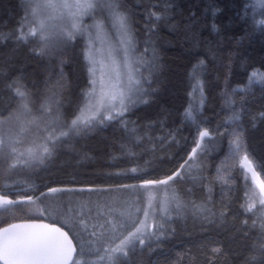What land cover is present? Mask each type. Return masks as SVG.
<instances>
[{
    "label": "trees",
    "instance_id": "16d2710c",
    "mask_svg": "<svg viewBox=\"0 0 264 264\" xmlns=\"http://www.w3.org/2000/svg\"><path fill=\"white\" fill-rule=\"evenodd\" d=\"M116 1L142 59L147 102L115 120L81 125L78 134L60 137L79 115L92 86L88 38L75 33L42 53L39 31L28 35L29 29L38 30L30 26V0H0V117L27 106L31 115L42 116L49 108L63 120L59 142L43 165L24 168L17 179L5 175L6 167L0 165V195L35 193L32 202L0 204V227L21 219H48L46 212L44 217L29 212L35 196L48 186L117 188L139 184L137 177L145 173L164 179L179 171L173 180L179 187L185 183L179 193L188 205L201 207L167 220L170 230L159 239L129 246L127 256L114 255L115 264H264V209L252 200L254 179L240 159V154L248 155L264 179V80H251L253 70L264 76V26L258 24L264 10L253 0ZM153 55L157 67L150 73L144 61ZM14 83L25 96L16 93ZM189 110L194 120L187 118ZM204 128L210 136L202 139L203 151L189 160ZM217 128L225 134L212 135ZM234 129L242 130L236 155L230 144ZM17 198L22 195L7 196ZM249 205L254 207L246 212ZM153 232L159 235L157 229Z\"/></svg>",
    "mask_w": 264,
    "mask_h": 264
},
{
    "label": "snow or ice",
    "instance_id": "6c2138e0",
    "mask_svg": "<svg viewBox=\"0 0 264 264\" xmlns=\"http://www.w3.org/2000/svg\"><path fill=\"white\" fill-rule=\"evenodd\" d=\"M96 5L93 3L80 2V0H75L73 3H68L67 0L60 4L52 3V0H36L34 6H32V15L34 19L38 20V30L37 29H29L28 35L35 36L37 35V31L40 34L41 40V52H45L46 50L51 51L56 48L60 44L64 43L66 40L73 39L75 33L80 31L79 17L84 15L88 10L94 8ZM254 6L264 10V0H254ZM60 7L64 9H68V14L71 18V30H61L59 33L55 34V37L50 33L49 28L43 19H39L37 16L38 11L46 10L49 8ZM113 9L118 7V5H111ZM153 15V14H150ZM116 19L119 24L120 30L127 37V42L129 44V48L124 52V63L125 67L129 69L127 73V86L120 83V73L116 74V84H112L110 87L105 89L103 86L101 87L99 98L95 100L93 103L91 101V93H89V102L86 106V111H82L79 116L75 119L71 120V125L68 127V131H61L60 137H67L70 133H79L81 131V125L83 127H88L93 121H96L100 124H103L106 120L112 121L117 119V117H122L125 112L129 111L131 108L135 107L138 103H146L147 100L144 98L148 94V90H146L142 84L141 79H136L133 81V75L131 70V65L128 63V57L134 51V46L132 45V38L129 35V25L127 23V18L120 13L116 14ZM159 19V17H157ZM245 19L247 17L245 16ZM24 21H21V25H23ZM260 26H264V19H260L258 21ZM97 28L100 27L99 23L96 25ZM23 39V37H21ZM87 58L91 63L95 64V59L92 56L91 52L87 53ZM115 63V61H113ZM144 64L147 66L148 70L154 72L156 65V57L153 55L151 61H144ZM90 71L94 72V69H90ZM139 72V68L136 69ZM253 77L257 76V73L252 74ZM146 79V78H145ZM261 79L264 80V76H261ZM148 84H151V80H147ZM95 84V81H93ZM15 88L16 93L23 97L25 96V92L21 91L20 87L15 83L12 85ZM103 110V112H102ZM104 113H107L106 115ZM112 113H115L113 115ZM0 115H3L0 113ZM187 118L189 120H194V116L192 115L191 110L187 113ZM264 115V113H261ZM99 118V119H97ZM235 119H239V117H235ZM5 123V121L0 120V125ZM212 135H224L225 133L220 132L219 128L213 130ZM232 135L235 137L234 140L230 141L232 145V153L236 155L239 153L241 149V136L242 130L236 131L233 130ZM210 131L208 128H204V130L199 131V137L203 139L204 137H209ZM54 135L49 137V139H54ZM2 143V141H0ZM55 146V145H54ZM201 148V145L197 143L196 147H194L189 155V160L194 156L197 152V149ZM203 151V149H201ZM43 153H48L50 150L47 146H43ZM3 154L0 153V157ZM30 159L34 161H39L43 163V155L36 153H29ZM188 163V160L184 161L183 164L180 165V168L183 169L185 165ZM242 164L249 172L252 173L253 179L256 178L257 173L253 169L252 161L249 160L248 155H244L242 159ZM132 173H136L137 169H131ZM117 175H127L126 173L117 174ZM150 174L145 173L143 176L137 177L139 179V184H122L117 188H100V187H88V188H60V187H51L48 186L47 192L41 191L38 195L35 196L36 201L40 204H45V201L48 199V193H67L71 192L76 195H82L85 192L88 193V210L87 212L83 211L86 205H81V212L77 214L75 209H73V215L68 216L65 215L63 218L57 216L54 218L55 223H61L63 225H67L69 230L73 233L72 238H69L68 232L62 231L61 228L52 227L47 224L48 227L55 229L59 235L64 239L65 246L63 252L59 255L50 254L46 255L44 250L22 242L20 236L13 231L16 229L18 225H10L7 228H4L0 231V260L3 261V264H45L46 260L53 261H62V264H82L80 259L81 256H85L88 254H94L99 257L100 261L105 260L107 258L112 264H115V258L111 254L120 253L125 256L128 255V247H134L136 243L141 246H144L146 242L151 241L153 236H156L159 239L160 236L166 235V233L170 230L166 228L167 222H155L149 223V213L144 212V219L142 220H134L129 215L127 221H121V217H124L126 214L121 212L118 216L115 217L116 223H113L107 217H105L102 213L99 212V208L101 205L112 209L114 206L123 207L128 203V201L132 197L140 196L141 189H147L148 186L154 185H167L169 181H173L174 179L180 177V172H174L167 176L166 179L159 178H147ZM223 179V177H220ZM260 192L264 194V182L260 184ZM9 195H22V199L20 201H13L11 199H7ZM33 194H28V192L23 193H4L0 195V204L4 205H12V204H23L26 201H33ZM95 197V205L93 207V199ZM105 197H110L111 202L106 200ZM149 202L154 199L151 195L148 197ZM172 200L177 201V207H179L178 198L173 195ZM169 204V198L165 197L162 205L163 210L166 211ZM259 204L264 209V198L259 200ZM241 207H244L243 205ZM252 207L254 205L247 206L244 210L246 212H251ZM96 211V215H93V211ZM47 211V206L42 210L37 208V212L43 216L44 212ZM111 211L109 215H111ZM221 215H224L223 213ZM52 218V217H50ZM95 220L96 223H92ZM128 221L131 222V227L134 230H127L126 234L124 230L128 229ZM253 226H255L256 221L252 222ZM138 225V226H137ZM243 226L245 228L248 227V220L243 221ZM152 229H157L159 235L156 232H153ZM261 229L264 231V222L261 223ZM117 231L120 232L117 235ZM122 237V238H121ZM119 239V243L115 245V247H110L115 240ZM73 240H77L76 246L73 245ZM97 244V247L94 251L92 249V245ZM87 245V251L86 249ZM79 249V251H77ZM218 251V249L213 250ZM261 252L264 253V244L261 245ZM73 253H76V259H73ZM83 264H99L98 261L89 262L85 260Z\"/></svg>",
    "mask_w": 264,
    "mask_h": 264
},
{
    "label": "rangeland",
    "instance_id": "374dc122",
    "mask_svg": "<svg viewBox=\"0 0 264 264\" xmlns=\"http://www.w3.org/2000/svg\"><path fill=\"white\" fill-rule=\"evenodd\" d=\"M35 2L36 0H30L31 10ZM62 2H64V0H52V3L54 4H60ZM67 2L73 3L75 2V0H67ZM80 2H85V0H80ZM87 2L93 3L96 6L79 17L80 31H77L76 33H81L88 38L89 48H87V51L91 52L92 56L95 59V64L90 62V69H94V72L91 71L92 86L86 94V99L84 100L79 115L82 111H86V106L90 99L89 93L92 94L91 101L94 103L95 100L99 98L102 86L107 89L112 84L117 83L116 74L118 72L120 73V83L127 86V73L129 71V69L125 67L124 63V52L129 48V44L127 42V37H125L120 30L119 24L116 19L117 13L123 14L124 16L125 14L123 11L119 10V7H116L115 9L111 7V5L113 4L118 5V2L116 0H87ZM68 11V9L55 7L38 11L37 16L39 17V19L45 20L50 33L53 35V37H55V34L59 33L61 30H71V18L68 14ZM98 23L100 25L99 28H97L96 26ZM30 26H35L38 28V20L34 19L33 15L32 25ZM129 35H132L130 26ZM135 52L136 49L134 47V51L128 57V63L131 65L133 81H135L136 79H141V84L143 86L145 71L140 63L142 59L138 58ZM113 61H115V63H113ZM137 68H139V72L136 71ZM254 72L257 73L256 77H253L252 75ZM261 76L263 75L259 70H253L251 72L252 81H261ZM93 81H95V84H93ZM55 108L56 107L54 106V109ZM104 114L106 115L107 113ZM112 114L115 115V113ZM0 120L5 121V123L0 125V141H2V143H0V153L3 154V156L0 157V165L6 167L5 175H9L11 179L19 178L20 176L17 174L22 173L25 170L24 168H30L32 165H34L32 167L43 165L46 158L49 156L48 153H43V146H47L51 153L52 148H54L59 142L58 138L56 137L58 136L59 130L61 128L60 123L63 121L62 119L55 117V115L53 114V112L51 113V110L49 108H44L42 116L31 115L30 109L27 106L18 109L10 116L0 117ZM94 123H96V121H93V123L89 126H94ZM53 135L55 138L49 139V137H52ZM198 143L202 146L201 138ZM30 152L42 154L43 163L31 160L29 156ZM197 154H201V148L197 149L196 155ZM244 155L245 154H240L241 163ZM20 164H22V166ZM253 169L256 171L254 165ZM244 170L252 175V173L249 172L247 168L244 167ZM256 173L257 176L254 179L255 185L252 188V200L254 204L258 203L260 199L264 198V194H261L260 192V184L261 182H264V179L261 178L257 171ZM184 186L185 183H183L182 186L179 187L176 181H169L167 185L148 186L147 189H141L140 196L132 197L123 207L114 206L112 209H109L101 205L99 208V212L109 220H111L113 223H116L115 217L118 216L121 212L126 214L124 217H121L122 222L127 221L129 215L134 220H142L144 219V212L146 211L149 213V223L175 220L180 215H184L190 210L193 211L196 208L201 207L199 205L190 206L188 205V203H186L184 197L180 194L184 189ZM149 195L154 197L151 203L148 199ZM173 195L178 198L180 205L179 207H177L176 200H171V197ZM165 197L169 198V204L166 211L163 210L162 205ZM92 199L94 207L95 197H92ZM105 199L111 202L110 197H105ZM16 201H20V199L17 198ZM87 204V192L82 195H76L71 192L55 194L48 193V199L47 201H45V204H40L37 201L32 204L29 212L31 215L38 217L41 215L37 212V208L43 210L45 206H47V211L45 212L47 214L49 213V216H47V214L45 215L48 220L51 221L50 217L54 219L57 216H60L61 218H63L65 215L72 216L73 209H75V212L79 214L81 212V205H86L83 211L87 212ZM110 211L112 213L111 215H109ZM93 215H96L95 210L93 211ZM42 217H44V215ZM3 218L4 215H0V220H2ZM92 223H96V221L93 220ZM127 230H134V228L131 227L130 221H128V229L124 230L125 234ZM154 230L155 229H152V231ZM116 234L119 235L120 232L117 231ZM118 243L119 239H116L115 243L110 245V247H115V245ZM97 247H99V245L93 244V251ZM118 254L120 253L111 255L117 256ZM80 259L82 261V264L85 260L89 262L98 261L99 264H105L106 262H108L107 258H105V260L103 261H100L99 257L96 256L94 258H89L88 255L81 256Z\"/></svg>",
    "mask_w": 264,
    "mask_h": 264
},
{
    "label": "water",
    "instance_id": "95a60500",
    "mask_svg": "<svg viewBox=\"0 0 264 264\" xmlns=\"http://www.w3.org/2000/svg\"><path fill=\"white\" fill-rule=\"evenodd\" d=\"M13 224L18 225L16 229H13V231L20 236L22 242L43 249L46 255L61 254L66 243L59 233L55 229L48 227L47 224L52 227L61 228L62 231L68 232L70 239L73 236L67 228L63 227L59 223H55L47 219L16 220L1 226L0 231ZM76 244V240H73V245L76 246ZM77 251H79V249H77ZM73 259H76V253H73ZM0 262L3 264L2 260H0ZM45 264H62V261L46 260ZM69 264H71V261Z\"/></svg>",
    "mask_w": 264,
    "mask_h": 264
}]
</instances>
